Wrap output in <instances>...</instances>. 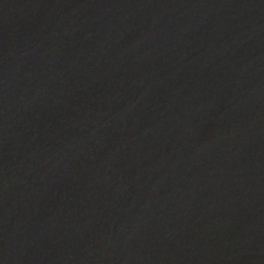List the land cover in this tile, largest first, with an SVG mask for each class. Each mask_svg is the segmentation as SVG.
Listing matches in <instances>:
<instances>
[{
	"label": "water",
	"instance_id": "1",
	"mask_svg": "<svg viewBox=\"0 0 264 264\" xmlns=\"http://www.w3.org/2000/svg\"><path fill=\"white\" fill-rule=\"evenodd\" d=\"M0 264H264V0H0Z\"/></svg>",
	"mask_w": 264,
	"mask_h": 264
}]
</instances>
